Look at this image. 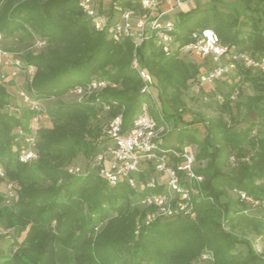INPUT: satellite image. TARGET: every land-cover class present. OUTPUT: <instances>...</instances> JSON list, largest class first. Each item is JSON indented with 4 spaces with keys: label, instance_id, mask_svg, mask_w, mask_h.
I'll return each mask as SVG.
<instances>
[{
    "label": "trees",
    "instance_id": "obj_1",
    "mask_svg": "<svg viewBox=\"0 0 264 264\" xmlns=\"http://www.w3.org/2000/svg\"><path fill=\"white\" fill-rule=\"evenodd\" d=\"M242 2L243 10H220L215 3L206 9L195 6L178 11L175 39L185 45L195 30L211 29L222 44L264 57V0ZM0 34L4 40L46 42L39 50L20 54L26 66L34 67L31 88L42 101L62 98L96 78L116 84L84 101L60 103L51 112L52 127L38 132L37 159L24 163L16 129L22 126L28 131L24 119L30 113L26 110L19 117L5 111L10 99L0 81V167L5 173L0 182H11L17 197L13 206L7 205L8 193L0 189V224L25 231L18 249L0 256V264H207L200 257L208 251L214 254L213 264H264V254L235 233L236 228L259 231L264 228L262 217L232 210L229 194L238 189L264 199V137L252 140L257 151L249 161L224 169L233 152L245 158L243 143L256 124L264 126V73L241 65L236 70L237 84L249 83L256 93L249 111L258 122L235 130L222 121L204 120L207 135L203 140L189 132L195 122L178 127L185 123L178 109L168 112L162 104L155 110L154 99L150 100L151 114L156 119L162 115L168 123L174 122L173 129L178 128V145L169 147H200L196 159L206 162L198 169L205 177V199L196 205L195 217L158 219L145 225L150 209L140 201L148 190L132 188L127 181L112 186L100 173L101 167L92 166L108 145L107 139L100 141L105 123L101 124L100 113L105 112L108 119L122 113L125 130L138 116L145 98L140 93L143 81L133 68L134 57L139 69L152 75L158 99L170 96L174 106L185 91L193 89L202 65L191 55L185 56L188 59L167 56L154 39L137 49L130 40L112 41L106 32L92 27L78 0H0ZM209 89L203 88L200 94L209 97L207 102H221L222 110L232 114L234 91L216 87L211 93ZM217 95L223 100H217ZM80 156L91 159V166L79 175L71 174L68 168ZM152 171L140 174L141 181ZM240 244L247 246L246 252L235 251Z\"/></svg>",
    "mask_w": 264,
    "mask_h": 264
},
{
    "label": "built area",
    "instance_id": "obj_2",
    "mask_svg": "<svg viewBox=\"0 0 264 264\" xmlns=\"http://www.w3.org/2000/svg\"><path fill=\"white\" fill-rule=\"evenodd\" d=\"M193 0H78V4L96 31H104L109 39L119 43L124 40L133 42L135 48L154 39L167 56H194L202 63L198 79L193 86L194 92L200 94L203 88H211L226 75L236 72L237 66L252 72L264 73V57L252 52H238L234 48L221 43L218 35L211 29H198L192 35V41L182 45L175 39L176 21L174 14L183 11ZM5 41L0 34V44ZM46 45L38 41V47ZM5 57L4 68L14 66L12 76L19 71H28L31 75L28 85L17 93L23 106L30 113L27 120L28 131L22 126L16 129L20 160L24 163L37 159L38 132L43 127L42 121L47 118L43 101L38 99L31 88L34 74L33 66H26L18 55L14 61L9 60L8 52L0 47V56ZM10 55V54H9ZM133 68L139 71L143 81L140 93L145 98L138 116L128 129H124L122 113L111 117L105 129L108 145L99 154L92 166H99L100 173L110 185L115 186L121 181H127L132 188L147 189L140 204L150 209L145 218V225L158 219H172L178 216H196V205L205 199L203 184L205 177L198 173L197 159L193 148L187 144L182 148L169 147L164 144V138L173 131V126L162 115L156 119L150 110V100L153 98L154 79L151 74L140 70L136 57ZM4 82L7 76L2 75ZM108 87L116 84L104 78H96L86 85L76 86L69 93L84 101L92 95H97ZM234 99V96L231 97ZM209 101L207 95H203ZM216 99L223 100L222 95ZM12 107L11 109H13ZM105 106V111L110 110ZM17 112L19 110H16ZM122 111V109H121ZM16 113V112H11ZM152 169V173L144 182L140 174ZM71 174L82 173L80 167L68 168ZM0 177L5 173L0 167ZM7 199L13 195V184L8 183ZM160 188L159 191H156ZM233 194L245 203L248 208L241 213L255 214L263 205L261 199H256L243 190L234 189ZM212 201V199L210 198ZM253 212V213H252ZM226 228V225L223 224ZM261 253L260 250L256 249ZM213 252H204L200 261L214 263Z\"/></svg>",
    "mask_w": 264,
    "mask_h": 264
},
{
    "label": "rangeland",
    "instance_id": "obj_3",
    "mask_svg": "<svg viewBox=\"0 0 264 264\" xmlns=\"http://www.w3.org/2000/svg\"><path fill=\"white\" fill-rule=\"evenodd\" d=\"M217 3V6L220 10H228L231 9V7L236 8L238 10L244 9V4L242 0H193L191 3L188 4V6L183 11L191 10L195 6H199L200 9H206L208 7H212ZM264 24V23H263ZM248 30V29H246ZM0 47L2 50H5L8 52L9 60L13 59V61L18 58V55L21 57V50H28L32 51V49L36 50L40 47H38V40L37 41H29V39L20 40V42H17V40L9 39L1 42ZM45 47V46H43ZM10 54V55H9ZM21 54V55H20ZM181 58H187V57H181ZM190 58V57H189ZM196 58V57H195ZM193 58L195 61L199 62L201 66V60L197 58V60ZM188 59V58H187ZM5 61L4 56H0V81H2L9 93V105L5 108V111L8 112H16V114L19 117L25 116L27 113L26 108L23 106L22 101L17 97V93L21 89H25L27 87V83L30 80V74L28 71H19L17 72L16 76H12L13 71L16 69L14 66H9V68H4L3 62ZM23 61V60H22ZM202 67H200L201 69ZM2 75L7 76V83L4 82V79H2ZM239 81L238 76L236 75V72H232L228 75H226L223 79L218 81L212 88H218L219 90L223 92H227L232 90L234 99L231 100V107H232V114H229L226 111L222 110V107L220 106L221 102H217L215 100H212L211 102H207L203 99V96L201 94H198L197 92H194L192 87L189 88L187 91H185L181 97L180 102L177 103L175 106L173 105L174 102L170 101L169 97H163V99H158L157 91L153 92V103L151 105L154 107L155 110L159 109L162 104L165 105V109L169 112V110H176L178 109L179 112H181L182 119L185 121V123H180L178 127L180 129H184L185 124H187L190 121L195 122L194 124H191L189 132L193 133L199 140H203L204 137L207 135V128L205 127L204 120L211 124V123H218L219 121H222L224 123H227L229 127H232L235 130H244L247 129L251 124L257 123L258 120L256 118V115L254 112L249 111V106L252 104V101L254 99L252 96L256 95L253 87L249 83H238ZM209 88V87H208ZM210 88L208 91L211 93L213 92V89ZM172 92V91H171ZM251 98L252 100H250ZM250 100V101H249ZM78 101V97L74 94L67 93L62 98H52L49 100H43V106L47 113V118H45L42 121L43 127H52V120H51V112L56 109V107L60 103H67V102H74ZM239 103L237 109L236 104ZM14 107L13 109H11ZM16 110H19L18 112ZM232 115V116H231ZM99 117L102 121L101 124L104 122V134L102 135L100 141L106 140L105 136V129L107 127L108 123V117L105 112L100 113ZM24 122H27L24 119ZM174 125V122H171ZM174 128V126H173ZM264 137V126L260 124H256L253 127V130L250 134V139L243 143V150L246 154L245 158H238L236 153L233 152L228 160L227 166L224 168L225 171H230L233 168H236L238 163L241 161H249L252 155L257 151V146L252 143V140H256L259 138ZM178 128L173 129V131L164 138V144L167 146H176L178 145ZM193 148L194 154L197 156L200 152V147L196 144H189ZM205 161L197 162L198 169L203 168L205 165ZM91 159H86L80 156L76 161L75 165L76 167H80L81 170L89 169L91 166ZM11 182H8L7 179H4L2 182H0V189L4 191L9 190V184ZM12 184V183H11ZM13 189V186H12ZM231 196V209L232 210H245L248 208V206L241 202L238 197H236L232 191H230ZM15 199H17L16 195L11 196L10 199L5 201V204L13 206L15 203ZM14 201V203H13ZM263 205L255 211V214L262 217V221L264 222V199ZM253 213V212H252ZM227 231L231 230L229 226H226L225 228ZM235 233L240 238L247 239L254 247L255 249H258L261 251V253L264 254V228H261L259 231H253V229L247 230L245 228L235 229ZM25 236V231H21L18 229H6L2 224H0V256L8 255L13 251H16L20 244L22 243ZM235 251H247V246L245 244L237 245L235 248Z\"/></svg>",
    "mask_w": 264,
    "mask_h": 264
}]
</instances>
